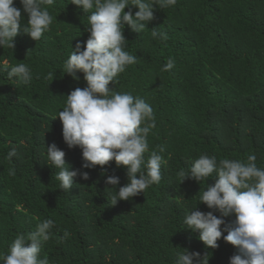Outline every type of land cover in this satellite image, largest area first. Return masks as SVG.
<instances>
[{
	"label": "trees",
	"instance_id": "trees-1",
	"mask_svg": "<svg viewBox=\"0 0 264 264\" xmlns=\"http://www.w3.org/2000/svg\"><path fill=\"white\" fill-rule=\"evenodd\" d=\"M15 6L22 9L20 0ZM48 11L53 22L40 40L21 32L14 49L0 48V253L8 252L17 234L52 219L53 235L40 253L49 264H176L183 249L207 254L208 264H229L238 252L223 236L217 249H206L199 233L184 229L186 213L215 181H183L179 173L201 154L244 162L254 154L264 168V0H177L157 8L140 34L124 26L126 50L138 61L109 87L152 107L156 126L145 159L162 146L167 163L158 184L114 206V191L129 182L126 169L114 161L82 169L81 150L67 147L56 118L66 96L86 86L83 73H77L79 81L64 74V63L89 38L90 13L71 0H55ZM22 17L26 24L27 15ZM152 28L168 39H154ZM169 57L175 66L162 71ZM21 62L32 71L27 86L6 77L5 69ZM53 143L66 153L69 170L87 171L90 178L78 176L70 191L60 190V170L47 162ZM12 147L17 155L8 160ZM105 172L119 177L115 190L105 183ZM198 210L211 211L204 204Z\"/></svg>",
	"mask_w": 264,
	"mask_h": 264
},
{
	"label": "clouds",
	"instance_id": "clouds-1",
	"mask_svg": "<svg viewBox=\"0 0 264 264\" xmlns=\"http://www.w3.org/2000/svg\"><path fill=\"white\" fill-rule=\"evenodd\" d=\"M55 0H0V48L14 49L15 38L23 32L38 41L49 31L53 17L48 6ZM177 0H71L83 13L88 15L85 29L89 38L82 46L72 49L64 63V74L79 81L77 73H83L84 88L77 87L66 96V103L56 118L62 123V137L69 149L79 148L82 153V169L104 168L114 161L117 168L126 169L128 183L120 187L119 177L107 175L105 183L113 186L111 205L129 201L144 193L162 179L161 167L167 163L159 151L149 152L148 135L155 128L152 107L142 98L128 93L116 92L110 84L117 83L120 74L136 64V55L126 48L124 26L140 34L154 19L157 8L172 7ZM138 9L133 15L132 8ZM128 8L129 11L125 12ZM22 12L28 17L22 24ZM152 37L161 41L168 39L166 32L152 28ZM175 66L169 57L162 71ZM6 77L17 84L30 85L33 75L29 66L18 63L5 69ZM47 79L53 81L49 72ZM55 118V119H56ZM47 162L59 169L56 179L60 190L70 191L76 177L90 178L87 171L69 170L65 163L66 153L53 143L47 147ZM17 155L15 147L7 152L6 159ZM256 155L250 154L247 161L220 159L201 154L190 168L181 170L179 175L198 183L214 180L200 194L199 204L207 206V213L198 210V205L186 213L183 223L206 249H217L223 236L226 243L237 249L238 254L230 257L229 264H264V168L256 164ZM214 177L213 179H208ZM182 181V182H183ZM110 189V190H111ZM200 193V192H199ZM214 213H219V217ZM225 218H231L229 223ZM222 225L224 226L222 229ZM54 221L44 219L36 230L17 234L6 254L0 253V264H49L47 256L40 258L42 246L52 237ZM226 232L227 235H223ZM207 254L183 249L176 264H208Z\"/></svg>",
	"mask_w": 264,
	"mask_h": 264
}]
</instances>
